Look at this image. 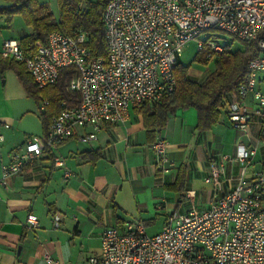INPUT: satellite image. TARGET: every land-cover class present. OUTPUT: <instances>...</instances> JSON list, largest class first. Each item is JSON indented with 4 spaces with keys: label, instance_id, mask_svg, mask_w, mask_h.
<instances>
[{
    "label": "built area",
    "instance_id": "2783aa9c",
    "mask_svg": "<svg viewBox=\"0 0 264 264\" xmlns=\"http://www.w3.org/2000/svg\"><path fill=\"white\" fill-rule=\"evenodd\" d=\"M102 21L105 58L91 56L88 33L82 30L71 35L52 31L45 43L25 48L15 39L3 41L0 55L22 62L38 87L54 83L62 68L75 67L78 76L67 89L77 92L79 101L74 106L61 101L45 137H27L11 152L9 162L1 165L2 182L78 128L90 127L92 137L103 124L124 122L131 109L172 93L175 63L193 39L196 50L208 48L210 60L223 51L226 35L256 41L259 53L248 62L245 81L230 94L226 117L233 128L245 132L252 116H259L258 138L264 141V92L259 87L264 79V0H108ZM249 98L253 110L245 106ZM46 104L43 100L40 109ZM0 127L10 126L0 122ZM152 148L158 169L170 171L175 161L166 155L164 138L158 136ZM254 153V147L237 144L235 157L243 167L236 183L207 209L191 204L183 213L173 212L154 234L146 233L140 221H124L122 230L106 226L97 253L83 264H264V170L245 178ZM54 162L63 165L59 158ZM210 173L205 180L220 188L222 165L211 164ZM69 174L63 170L64 177ZM26 221L30 228L37 224L34 215ZM45 261L67 264L48 255Z\"/></svg>",
    "mask_w": 264,
    "mask_h": 264
},
{
    "label": "crops",
    "instance_id": "0c3cea01",
    "mask_svg": "<svg viewBox=\"0 0 264 264\" xmlns=\"http://www.w3.org/2000/svg\"><path fill=\"white\" fill-rule=\"evenodd\" d=\"M17 18L21 17L14 16L11 24ZM11 24L0 18V49L4 40L19 41L32 32L23 22L25 32L8 33ZM259 87L264 92V79ZM27 94L13 70H0V122L10 126L0 127V264H48L46 255L83 264L97 253L100 231L106 226L122 230L124 221H140L146 233L154 234L173 212L183 213L191 204L207 209L236 183L243 167L235 157L238 143L255 148L245 178L264 170L259 116H252L245 132L234 129L225 113L211 128L197 130L195 109L185 107L169 115L154 137L164 138L166 155L175 161L170 171H160L154 140L146 135L139 107L131 109L124 122L103 124L92 137L90 127L78 128L2 182L1 165L9 162L11 152L21 148L27 137L44 133L40 111ZM245 106L254 109L251 98ZM30 116L36 118L34 127L25 121L30 122ZM85 151H96L99 157L86 161L80 156ZM55 158L63 165H56ZM213 163L223 167L220 188L205 180ZM180 167L185 169L182 191L171 187ZM64 169L70 171L68 178ZM28 215L36 216L34 228L27 224Z\"/></svg>",
    "mask_w": 264,
    "mask_h": 264
},
{
    "label": "trees",
    "instance_id": "16d2710c",
    "mask_svg": "<svg viewBox=\"0 0 264 264\" xmlns=\"http://www.w3.org/2000/svg\"><path fill=\"white\" fill-rule=\"evenodd\" d=\"M107 1L56 0L58 16L55 17L48 4L39 0H0V18L9 26L13 17L19 15L24 24L31 27V34L24 35L19 40L24 48L36 41L45 43L47 35L52 31L71 35L74 31L82 30L88 33L86 46L90 49L91 56L105 58L107 47L102 12ZM233 41L223 42V51L211 59L214 61L213 69L201 81L190 79L188 77L190 65L183 64L180 58L177 59L174 67L176 81L174 91L156 102L145 103L138 110L150 140H154L156 134L166 125L169 115L178 109L185 107L195 109L197 130L211 128L218 122L222 113L226 114L230 94L245 81L247 64L259 53L256 41H239L242 46L232 47ZM207 52L208 48L203 46L201 50H197L192 62L207 65L210 61L206 57ZM5 69L15 72L39 108L43 100L47 101L44 108L40 109L44 130L42 137H45L52 118L58 113L61 101H66L70 106L76 105L79 101L78 93L67 89L68 82L78 76V71L73 66L62 68L57 80L45 87H38L35 84L22 62L0 57V70ZM44 151L50 152L51 148ZM80 156L91 162L99 157L96 151H85L80 153ZM184 180L185 169L180 167L171 187L182 191Z\"/></svg>",
    "mask_w": 264,
    "mask_h": 264
},
{
    "label": "rangeland",
    "instance_id": "374dc122",
    "mask_svg": "<svg viewBox=\"0 0 264 264\" xmlns=\"http://www.w3.org/2000/svg\"><path fill=\"white\" fill-rule=\"evenodd\" d=\"M39 1L47 3L51 12L53 13V15L55 17L58 16V7H57L56 0H39ZM86 1H92L93 2L95 0H86ZM25 30H26V28H25V25L23 24V21L21 20V18H17V20H15V22H13L11 24V29H9L7 32L16 35V34H22L23 32H25ZM208 32H213V30H209ZM204 34H207V33H204ZM203 36L204 35H202L201 37H203ZM224 40L227 43L231 41V39L228 35L225 36ZM196 42H197V40L193 39L186 45L185 49L183 50V52L180 55V60L183 64L190 65L189 69H188V74L192 80H203L207 76V74L213 69L214 61L210 60L207 65H202V64L196 63L194 61L192 62V59L197 52ZM231 46L232 47H237V46L240 47L242 45L238 40H234L232 42ZM26 94H27V92H26ZM28 99H31L32 102L34 103V105L36 106V108L38 109V111H40V108L38 107V104L36 103L35 99L29 95H28ZM29 120H30V122L28 120H25L26 123L28 124V126L31 125L30 127H34V125H36V118L34 116H30ZM158 210H160V209H158Z\"/></svg>",
    "mask_w": 264,
    "mask_h": 264
}]
</instances>
